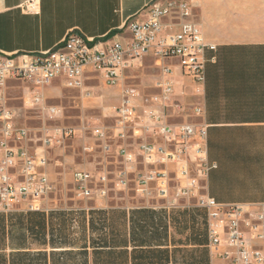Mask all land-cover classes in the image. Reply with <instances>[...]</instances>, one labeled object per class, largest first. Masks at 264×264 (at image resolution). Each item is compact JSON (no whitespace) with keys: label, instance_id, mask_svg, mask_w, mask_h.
Returning <instances> with one entry per match:
<instances>
[{"label":"built area","instance_id":"built-area-1","mask_svg":"<svg viewBox=\"0 0 264 264\" xmlns=\"http://www.w3.org/2000/svg\"><path fill=\"white\" fill-rule=\"evenodd\" d=\"M21 8L26 13L39 12L34 0L25 1ZM147 16L128 22L129 38L123 41L69 30L53 48L38 53L0 50V212L49 210L43 206L54 187L47 171L48 149L74 133L64 126L41 127L37 136L18 123L5 93L8 86L19 88L27 83L23 108H41L51 119L60 115V109L47 104L42 90L55 81L83 99L91 97L100 84L121 87L119 104L114 107L115 123L92 128V141L83 148L103 156L104 170L74 169L71 177L76 195L85 200L105 199L106 157L119 159L118 185L126 188L132 181L148 207L203 208L208 264H224L223 204L201 191L209 171L216 168L207 157V126L168 120L170 107L180 114L184 110L174 101L177 78L189 81L198 94V86L206 79L205 54L216 46L205 40L187 0L153 1ZM143 58H150L158 73L155 92L139 111L133 90L122 83L125 73L133 71L136 61ZM190 110L195 115L201 112L200 106ZM154 198L157 203L149 204ZM179 199L186 203L179 204ZM232 206L233 264H264V204Z\"/></svg>","mask_w":264,"mask_h":264},{"label":"crops","instance_id":"crops-1","mask_svg":"<svg viewBox=\"0 0 264 264\" xmlns=\"http://www.w3.org/2000/svg\"><path fill=\"white\" fill-rule=\"evenodd\" d=\"M25 1L0 0L3 52L51 49L69 30L123 41L129 38L128 22L145 20L148 5L164 0H34L37 14L23 11ZM187 1L205 40L216 48L205 54L206 79L192 105L200 106V114L191 106L190 114L176 112L174 123L207 126V157L216 168L202 192L225 205L264 204V36H250L238 25L254 0ZM183 80L178 77L176 86ZM209 259L206 212L194 205L0 212V264H208Z\"/></svg>","mask_w":264,"mask_h":264},{"label":"rangeland","instance_id":"rangeland-1","mask_svg":"<svg viewBox=\"0 0 264 264\" xmlns=\"http://www.w3.org/2000/svg\"><path fill=\"white\" fill-rule=\"evenodd\" d=\"M240 27L249 30L250 36H264V0H254V3L245 5V14L242 22L238 21ZM158 70L150 58H143L136 61L133 71L125 73L124 87L132 89L134 92V105L140 111L145 105L144 100L149 98L155 89L154 82ZM28 84H23L19 88L8 86L6 94L10 97V105L15 109L18 123L26 126L30 131L40 135L41 127L64 126L74 129L71 137L64 139L57 144H53L48 149L47 171L53 181L52 191L44 198L43 206L46 208H72L91 207L106 205H126L138 206L146 205L145 199L141 198L134 189V183L129 181L126 188L118 185V171L122 164L119 159L106 157V168L108 181L105 185L107 196L105 199L85 200L78 197L74 191L71 173L76 168L86 170H104L105 165H101L103 156L100 153H86L83 148L92 141L91 131L94 127H110L115 123L114 107L119 104L121 87L110 88L97 85L93 88V95L87 99L79 96L78 92L66 89L62 84L55 83L54 86L46 87L42 90L48 105L57 106L60 115L56 119L49 118L48 114L38 107L23 108L22 100L26 97L24 90ZM174 101L184 106L183 112L192 113L189 108L197 100L194 86L187 80L181 81L174 89ZM182 112V113H183ZM170 114L169 122L176 119V111L173 107L168 109ZM181 113V114H182ZM47 130V128H46ZM191 203L194 199L190 200ZM179 204L186 203L185 199H179ZM157 201L149 200V204L154 205ZM150 207V206H149Z\"/></svg>","mask_w":264,"mask_h":264},{"label":"bare ground","instance_id":"bare-ground-1","mask_svg":"<svg viewBox=\"0 0 264 264\" xmlns=\"http://www.w3.org/2000/svg\"><path fill=\"white\" fill-rule=\"evenodd\" d=\"M232 213L233 206L223 204V214L225 220V226L223 231L224 236V247L226 252L225 262L224 264H233V236H232Z\"/></svg>","mask_w":264,"mask_h":264}]
</instances>
